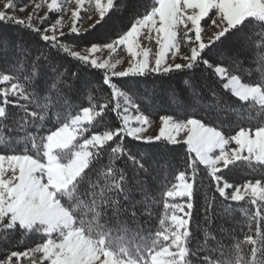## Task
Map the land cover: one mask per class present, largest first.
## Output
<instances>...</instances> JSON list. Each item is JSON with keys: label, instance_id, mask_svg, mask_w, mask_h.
<instances>
[{"label": "snow or ice", "instance_id": "1", "mask_svg": "<svg viewBox=\"0 0 264 264\" xmlns=\"http://www.w3.org/2000/svg\"><path fill=\"white\" fill-rule=\"evenodd\" d=\"M70 2L41 0L28 20L10 13L26 11L33 0L19 6L5 0L0 10V25L34 33L49 49L37 48L34 55L23 40L0 32V53L14 57L0 72V264H264V0H87V7L86 0H74L66 32L59 14ZM42 3L57 18L34 26L31 19ZM82 11L91 21L84 30ZM117 14H128V25L101 33L81 51L76 40L62 39L99 31ZM206 18L216 29L207 42ZM145 40L155 42V51ZM232 41L255 54L258 79L246 81L236 62L225 66L206 58L217 43ZM182 45L188 53L181 54ZM103 52L108 59L98 55ZM121 52L126 60L116 58ZM58 56L74 61L78 71L65 68ZM122 63L126 67L118 71ZM201 66L236 102L226 103L210 88L207 108L239 117L235 127L225 132L193 107L160 115L158 132L146 135L153 120L141 102L152 100L155 89L140 94L125 85ZM89 70L101 73L106 99L90 94L96 82L81 75ZM189 87L199 103L200 93ZM109 114L118 122L114 127ZM100 126L104 130L95 131ZM137 145L185 149L183 167L160 182L158 197L149 184L156 177L147 153L133 152ZM128 162L131 178L121 167ZM242 168L251 178L227 179ZM206 180L219 201L204 196L205 223L217 210L229 216L239 211L238 232L229 233L235 242L225 244L209 228L202 229L201 240L191 229L196 193ZM158 204L163 210L154 225ZM20 237L32 239L33 246L9 250Z\"/></svg>", "mask_w": 264, "mask_h": 264}, {"label": "trees", "instance_id": "2", "mask_svg": "<svg viewBox=\"0 0 264 264\" xmlns=\"http://www.w3.org/2000/svg\"><path fill=\"white\" fill-rule=\"evenodd\" d=\"M18 4H23L26 0H15ZM87 7V4H86ZM87 13L82 12V15ZM57 18L56 14H50L49 20L45 21V24H42L41 27L47 25V23H52ZM129 23L128 14H117L112 18L111 21L104 28H99V31L93 29L89 34L85 35L83 38L66 36L62 39L67 41L76 40L78 47L83 48L84 45L88 43L89 40H98L100 34L103 32L115 33L119 29H123ZM99 27V26H98ZM0 32L8 35L13 40L21 39L25 42V46L33 50L34 55L39 53L35 50L40 48L41 51H49L42 47L43 42L40 41L37 43L38 38L34 33H29L23 28H19L14 25H0ZM210 62L214 64H224L229 66L233 62L238 63L243 69L242 75L245 80H254L260 77L259 71H257L256 56L253 52L248 50H243L239 45L232 41L226 42L221 45L217 43L213 46L212 52L206 57ZM58 61L64 65L65 68L70 70L78 71L74 68V61H69L63 57H57ZM14 57L9 54L0 53V72H4L11 66ZM81 75L91 81L96 82L95 89L90 93L93 97L100 100L107 98V90H101V73L89 70L87 72L81 73ZM126 79V78H125ZM155 81V84L152 82ZM43 86V82H41ZM191 85L198 91L202 97L199 103L193 101V92L189 87ZM127 87H132L133 91L137 90L140 94H143L147 88L150 92L155 89V96L152 100L143 99L141 102V110L149 117L156 121L159 116L162 114H175L178 110L187 109L191 111L193 107L196 108L198 114L206 121L210 123H215L216 125H222L225 132H230L233 127H235L236 120L239 117L229 114L227 116L223 115L219 111H210L207 108V102L210 98L209 89H215L219 93L224 101L228 104L235 105V99L231 98L227 92H224L221 83L217 80L214 73L211 70L205 69L201 66L199 69H196L195 72H180L173 73L171 76L166 77H150L148 82L145 84H140L139 86L135 85H125V90ZM79 103V102H77ZM86 103V100H85ZM238 111V109H237ZM111 117V126H116L118 123L115 120V117L112 114H109ZM104 127L100 126L95 129V131H103ZM135 143V142H133ZM141 149L147 153L148 162L151 163L153 176L156 177V180H149V184L152 188L153 195L158 197V189L160 182H162L165 177L171 180L173 175L183 167L181 163V158L185 156V149L183 146H175L174 152H164L161 148L158 147H146L137 145L133 149L134 153H138ZM106 160V157H105ZM121 167H124L127 171L129 178L134 175L133 166L130 162L127 164H122ZM202 169V166H201ZM143 175V173H141ZM201 175H206L201 171ZM245 178H251L248 176L247 169H237L234 173L229 175L227 179L233 183L242 182ZM210 183V180L205 181V186L199 188L196 193L195 198V209L193 213V219L191 221V229L196 237L203 239L202 229L209 228L211 234L222 238L225 244H228L230 241L235 242L234 238L229 235V233L238 232V221L241 218V213L239 211L235 212L232 215H224L219 210L213 218L205 223L204 220V196H215L217 201H219L218 194L214 192V186L212 189L207 187V184ZM199 185V180L197 181ZM136 199H140V194H135ZM162 204L155 205L152 209L153 218L152 223L156 225L158 223V214L162 212ZM199 226V227H198ZM242 238V237H241ZM195 240L193 241V244ZM33 246V240L20 237L19 240H14L7 247L9 250L23 251L26 248ZM4 250V246L0 245V253Z\"/></svg>", "mask_w": 264, "mask_h": 264}, {"label": "rangeland", "instance_id": "3", "mask_svg": "<svg viewBox=\"0 0 264 264\" xmlns=\"http://www.w3.org/2000/svg\"><path fill=\"white\" fill-rule=\"evenodd\" d=\"M4 2H5V0H0V10H3ZM48 2H50V0H48ZM59 2L64 3L65 0H59ZM35 3H41V0H33V5H30L26 11H22V12L21 11H15L14 13H10V14H14L19 19L28 20L30 14L34 10L33 6H34ZM16 4H17V6L20 5V4H18V2ZM86 4H87V0H86ZM74 8H75V3H74V0H72V2L67 3V7H66L65 11L63 13L59 14V15H63L64 16V23L66 25V27L64 28V31H66V32L68 31V29L71 26V11L74 10ZM46 14H48L47 13V4L46 3H42V7H41L39 13L36 16L32 17L31 23L34 26L41 27V25H42L41 24V18L44 17ZM92 14L94 15V10H93ZM48 15H50V14H48ZM56 15H58V14H56ZM81 15H82V13H81ZM82 16H84V15H82ZM86 16H87V14L84 16L85 18L83 19L82 23L80 24V27H81L82 30L88 29L89 24L91 23V21H89L86 18ZM206 20H207V24H205V22H202V25H204L205 28H206V32L202 33V38L204 39L205 42H207L209 37L212 36L213 33L216 31L215 27L211 25V21L208 20V18H206ZM49 34H51V33H49ZM143 43L146 46L151 47L153 49V51H155L156 46H155V42L154 41L149 42V41L145 40V41H143ZM75 50L81 51V50H83V48L77 47ZM188 52H189V50L182 45L181 46V54L188 53ZM98 55L101 58H103V59H108L107 52L98 53ZM126 57H127V53L126 52H121L119 57H116V58H119L121 60H126ZM176 62L182 63L183 61H181L179 58H177ZM124 67H126V63H122L121 65H118L117 66V70L118 71L122 70ZM157 132H158V120L153 121L152 127L149 128V130L146 133V135H155ZM231 147H235V145H231ZM22 264H28V261L24 260L22 262Z\"/></svg>", "mask_w": 264, "mask_h": 264}]
</instances>
